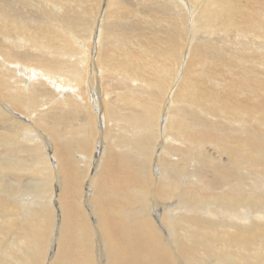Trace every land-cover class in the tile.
Returning a JSON list of instances; mask_svg holds the SVG:
<instances>
[{"label": "bare ground", "instance_id": "bare-ground-1", "mask_svg": "<svg viewBox=\"0 0 264 264\" xmlns=\"http://www.w3.org/2000/svg\"><path fill=\"white\" fill-rule=\"evenodd\" d=\"M0 264H264V0H0Z\"/></svg>", "mask_w": 264, "mask_h": 264}, {"label": "rangeland", "instance_id": "rangeland-1", "mask_svg": "<svg viewBox=\"0 0 264 264\" xmlns=\"http://www.w3.org/2000/svg\"><path fill=\"white\" fill-rule=\"evenodd\" d=\"M135 2H136V1H135ZM98 11H99V10H98ZM98 11H97V12H98ZM97 12H96V13H97Z\"/></svg>", "mask_w": 264, "mask_h": 264}]
</instances>
